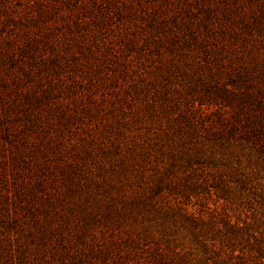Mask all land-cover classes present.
<instances>
[{"label": "rangeland", "instance_id": "rangeland-1", "mask_svg": "<svg viewBox=\"0 0 264 264\" xmlns=\"http://www.w3.org/2000/svg\"><path fill=\"white\" fill-rule=\"evenodd\" d=\"M264 0H0V264H264Z\"/></svg>", "mask_w": 264, "mask_h": 264}, {"label": "trees", "instance_id": "trees-1", "mask_svg": "<svg viewBox=\"0 0 264 264\" xmlns=\"http://www.w3.org/2000/svg\"><path fill=\"white\" fill-rule=\"evenodd\" d=\"M252 109L255 110H251L252 114L245 119L237 115L224 134L231 138L239 137L241 142L252 145L259 155H264V102H253Z\"/></svg>", "mask_w": 264, "mask_h": 264}]
</instances>
